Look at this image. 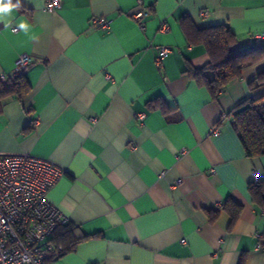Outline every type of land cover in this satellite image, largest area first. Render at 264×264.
<instances>
[{
	"label": "crops",
	"instance_id": "0c3cea01",
	"mask_svg": "<svg viewBox=\"0 0 264 264\" xmlns=\"http://www.w3.org/2000/svg\"><path fill=\"white\" fill-rule=\"evenodd\" d=\"M44 3L21 0L17 23H0V75L21 54L34 58L30 92L0 101V155L64 168L49 198L78 236L96 234L48 264H264V205L249 191L264 178V155L247 156L232 113L264 94L248 85L264 58L213 98L185 72L210 57L181 23L188 14L198 27L226 24L243 45L264 33V0H63L52 12ZM141 7L144 28L133 17ZM21 19L35 40L18 30ZM161 45L173 50L158 65ZM228 198L243 204L233 224Z\"/></svg>",
	"mask_w": 264,
	"mask_h": 264
},
{
	"label": "built area",
	"instance_id": "2783aa9c",
	"mask_svg": "<svg viewBox=\"0 0 264 264\" xmlns=\"http://www.w3.org/2000/svg\"><path fill=\"white\" fill-rule=\"evenodd\" d=\"M62 2L45 0L44 9L55 11ZM209 13V10L201 12L203 16ZM148 14L149 11L141 7L133 17L144 28ZM93 21L101 28H109L111 23L106 17H96ZM169 30V25L162 23L160 31ZM263 42L264 33L252 34L245 41L247 45ZM172 50L171 46H159L156 63L160 65ZM33 63L31 55H19L13 74L23 73ZM0 80L6 83L7 77L0 75ZM226 116L224 113L222 118ZM138 117L143 121L146 113H139ZM210 132L219 135V126L212 127ZM64 174L65 169L49 159L27 153L0 155V264H48L50 257L62 253L63 246L53 240V234L69 219L50 200L49 191Z\"/></svg>",
	"mask_w": 264,
	"mask_h": 264
},
{
	"label": "trees",
	"instance_id": "16d2710c",
	"mask_svg": "<svg viewBox=\"0 0 264 264\" xmlns=\"http://www.w3.org/2000/svg\"><path fill=\"white\" fill-rule=\"evenodd\" d=\"M182 28L190 43L204 45L210 60L203 66L188 65L185 72L200 86H205L213 98L224 91L233 79L242 76L244 67L264 58V42L256 45H240L236 34L226 24L198 27L190 15L181 18ZM24 71L21 74L7 77V82L0 80V101L9 96L22 99L31 90ZM250 89L256 91L264 87V68L249 80ZM165 104V103H164ZM169 108L166 104L164 108ZM234 126L240 136L246 154L249 157L264 155V94L247 97L239 101L233 108ZM249 191L253 201L264 205V178L249 183ZM224 209L231 217L233 224L243 211V204L234 198H228ZM217 213L212 217L215 218ZM96 236L87 234L78 236L76 227L69 224L60 225L54 232L53 240L63 246L60 255L74 250L85 238ZM264 246V234L261 237ZM240 264H244L240 262Z\"/></svg>",
	"mask_w": 264,
	"mask_h": 264
},
{
	"label": "clouds",
	"instance_id": "9594fccd",
	"mask_svg": "<svg viewBox=\"0 0 264 264\" xmlns=\"http://www.w3.org/2000/svg\"><path fill=\"white\" fill-rule=\"evenodd\" d=\"M20 7L21 0H16L15 3H13V0H0V23H3L5 28H9L13 23H17L13 13ZM18 30L22 31L28 40H35L37 38L32 25L27 20L21 19L18 22ZM13 31H17V29L13 28Z\"/></svg>",
	"mask_w": 264,
	"mask_h": 264
}]
</instances>
